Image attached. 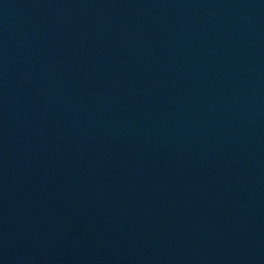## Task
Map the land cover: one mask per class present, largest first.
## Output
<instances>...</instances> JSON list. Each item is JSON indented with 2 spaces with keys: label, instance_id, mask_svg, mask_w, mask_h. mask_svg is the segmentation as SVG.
Segmentation results:
<instances>
[{
  "label": "water",
  "instance_id": "95a60500",
  "mask_svg": "<svg viewBox=\"0 0 264 264\" xmlns=\"http://www.w3.org/2000/svg\"><path fill=\"white\" fill-rule=\"evenodd\" d=\"M0 264H264V0H0Z\"/></svg>",
  "mask_w": 264,
  "mask_h": 264
}]
</instances>
